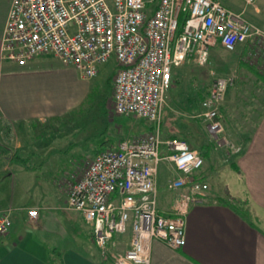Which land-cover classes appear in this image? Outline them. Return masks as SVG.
Listing matches in <instances>:
<instances>
[{"label": "built area", "instance_id": "2783aa9c", "mask_svg": "<svg viewBox=\"0 0 264 264\" xmlns=\"http://www.w3.org/2000/svg\"><path fill=\"white\" fill-rule=\"evenodd\" d=\"M257 0H241L235 10L221 0H13L2 34L3 57L25 65L52 54L83 79L115 62L112 101L116 114L150 121L152 129L124 138L95 153L83 174L70 184L66 206L90 225L99 256L111 264H149L151 242L170 248L185 242V218L191 204L203 201L209 186L194 176L201 153L177 136H163L160 118L173 71L186 59L208 63L209 49L232 51L264 32L246 17ZM184 16L182 22L180 17ZM264 76V64L258 66ZM232 77L216 76L202 98L201 120L216 146L239 151L220 136L219 107ZM178 172L168 179L173 194L169 211L158 207L161 160ZM23 209V208H22ZM13 208L0 213V237L14 223ZM29 219L37 207H26ZM128 244L114 251L117 235Z\"/></svg>", "mask_w": 264, "mask_h": 264}, {"label": "crops", "instance_id": "0c3cea01", "mask_svg": "<svg viewBox=\"0 0 264 264\" xmlns=\"http://www.w3.org/2000/svg\"><path fill=\"white\" fill-rule=\"evenodd\" d=\"M12 1L0 0V136L2 128L7 134L22 131L33 121L57 119L79 107L92 79H83L52 54H39L25 65L3 57L2 34ZM106 70V63L100 66L103 80ZM13 148L0 142V213L13 208L15 220L0 237V264H111L100 258L91 233L90 242L75 238L70 222L69 235L64 232L59 226L61 200L50 193L49 178H42L40 192H33L38 184L27 179L33 170L12 158ZM195 149L204 163L194 176L208 184V195L188 209L184 244L173 249L152 240L149 264H264V112L239 153H222L208 143ZM167 171L170 178L178 174L168 161L159 170L162 211L170 210L173 198L166 189L170 178H162ZM26 207H37L36 219L27 217ZM125 235L129 237L116 239Z\"/></svg>", "mask_w": 264, "mask_h": 264}, {"label": "rangeland", "instance_id": "374dc122", "mask_svg": "<svg viewBox=\"0 0 264 264\" xmlns=\"http://www.w3.org/2000/svg\"><path fill=\"white\" fill-rule=\"evenodd\" d=\"M221 1L226 3L227 0ZM228 1L233 4L228 2L226 5L235 10L242 7L241 0ZM255 7L258 10L247 8L246 17L264 32V0H257ZM262 64L264 43L259 36L238 44L232 51L219 45L213 46L209 49L206 64H199L192 58L186 59L173 71L172 87L167 91L161 113L160 132L167 136L169 133L181 134L195 148L198 143H208L222 153L231 152L228 146H216L200 117L201 100L214 77L229 76L232 77V83L225 90L219 107L223 127L220 136L239 147V151L231 153H239L264 112V76L260 77L254 72ZM106 65L108 70L105 79L104 72L98 70L97 76L89 80L91 88L79 107L57 119L33 121L22 131L7 134L2 128L0 136L1 143L15 146L10 153L12 158L23 160L28 169L33 170L27 174V179L33 185L38 184L37 188H32L33 192L40 190L42 178H49L52 185L50 193L54 194V200H61L58 214L62 220L59 226H63L64 232L69 235L66 224L70 222L73 227L69 228L74 231V237L86 242L91 241V227L86 228L78 214L66 206L70 184L80 178L97 150L115 145L124 138L140 136L151 129L150 121L145 118L114 112V59L111 58ZM165 164L166 160L160 161V172ZM170 176L167 171L162 178ZM162 200L166 199L162 197ZM127 242L128 235L117 237L116 246L112 250H123Z\"/></svg>", "mask_w": 264, "mask_h": 264}, {"label": "trees", "instance_id": "16d2710c", "mask_svg": "<svg viewBox=\"0 0 264 264\" xmlns=\"http://www.w3.org/2000/svg\"><path fill=\"white\" fill-rule=\"evenodd\" d=\"M183 18H184V16H181V17H180V22H182V19H183ZM254 72H255V74H257L258 76L262 77L261 74L256 73V71H254ZM262 81L264 82V78L262 79ZM151 129H152V125H151ZM151 129H150V130H151ZM161 134H162V133H161ZM162 135H163V134H162ZM163 136L166 137L167 135H163ZM168 136H177V137H180V138L186 140L191 148H194V147H192V146L190 145L189 141H188L185 137L178 136V135H168ZM98 151H99V150H97V152H98ZM97 152H96V153H97Z\"/></svg>", "mask_w": 264, "mask_h": 264}]
</instances>
